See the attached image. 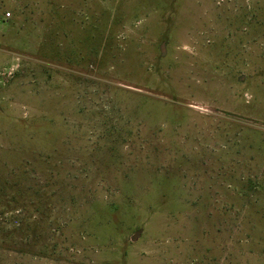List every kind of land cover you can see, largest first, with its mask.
Returning <instances> with one entry per match:
<instances>
[{
	"label": "rangeland",
	"instance_id": "rangeland-1",
	"mask_svg": "<svg viewBox=\"0 0 264 264\" xmlns=\"http://www.w3.org/2000/svg\"><path fill=\"white\" fill-rule=\"evenodd\" d=\"M0 264H264V0H0Z\"/></svg>",
	"mask_w": 264,
	"mask_h": 264
},
{
	"label": "built area",
	"instance_id": "built-area-1",
	"mask_svg": "<svg viewBox=\"0 0 264 264\" xmlns=\"http://www.w3.org/2000/svg\"><path fill=\"white\" fill-rule=\"evenodd\" d=\"M7 16H9V13H6Z\"/></svg>",
	"mask_w": 264,
	"mask_h": 264
}]
</instances>
